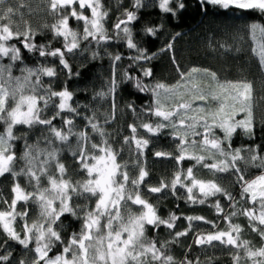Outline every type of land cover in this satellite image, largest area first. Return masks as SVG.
I'll return each instance as SVG.
<instances>
[{
    "label": "snow or ice",
    "instance_id": "1",
    "mask_svg": "<svg viewBox=\"0 0 264 264\" xmlns=\"http://www.w3.org/2000/svg\"><path fill=\"white\" fill-rule=\"evenodd\" d=\"M47 2L48 12L55 22L35 30L29 24L22 31L19 25L14 27L12 21L18 9L0 6V124L3 125L0 177H11L7 195L0 191V204L4 205L0 208V236L5 238L0 247L7 249L11 243L21 246L33 256L31 264H201L199 258L191 260L185 256L178 261L169 254L170 245L195 231L192 241L195 246L215 248L220 245L233 249L232 264H264V172L251 180L245 176L248 167L264 169V156L257 148L232 146L238 131L248 137L255 136L252 83L246 80L220 82L216 72L195 67L187 73L180 72V81L171 86L146 83L145 80L153 76V69L143 64L155 59L158 53H149L147 48L140 47L129 26L138 20L137 13L144 7V0H134L132 7L136 11L125 9L120 13L111 32L105 26L109 11L102 0ZM195 4L204 13L212 7L219 12L231 11L236 16L255 14L258 19L246 22L242 31L250 38L251 52L264 70V0H195ZM154 6L163 14L179 17L188 4L186 0H155ZM88 12L90 15L86 14ZM73 19L78 24L83 23L82 33L71 27ZM162 27L146 26L144 35L155 37ZM46 31L51 33L52 39L37 43V38ZM180 35L175 33L159 52L172 51L173 41ZM61 38V47H54V42ZM113 41L123 42L127 49L135 51V55L127 57L131 63L122 73L118 69L125 57L119 52L107 51L109 42ZM84 43L88 47H82ZM219 47L227 50L229 46L225 42ZM101 49L110 60V74L106 89L95 93L93 99L111 97L112 113L104 115L103 123L95 111L84 115V129L77 131L75 118L81 116V109L87 111L89 105L77 102L73 106L75 93L69 90V81L81 73L73 72L68 57L90 51L91 60L102 59ZM25 53L36 59L35 65L26 62ZM49 57L53 58L51 64L46 63ZM172 60L176 64L174 56ZM17 66L20 74L14 75ZM134 71L136 75L132 74ZM201 72L211 78L212 83L207 87H201L197 81ZM62 74L66 79L57 90ZM44 78H49V83L45 84ZM129 85L136 93L151 96L139 112L134 102L127 105L136 122L127 125L131 134L123 137V145L128 146L130 155L134 156L132 166L139 169L134 177L128 171L129 162H118L120 152L109 142L110 134L104 127L115 119L118 90ZM210 100L219 101L215 110L205 106ZM49 110L52 115L45 118ZM241 113L244 118L238 119ZM57 119L62 121L61 127L55 125ZM18 126L26 131L16 134ZM37 127L46 132L42 131L36 141L30 143V134ZM165 133L175 143L177 154L155 151L153 155L174 159L178 167L170 181L161 179L158 186L148 187V193L170 191L173 197L184 199L187 204H208L218 220L225 222V229H219L217 222L204 216L189 215L183 217L188 222L187 227L175 231L181 217L169 213L167 218H162L157 206L144 198L142 188L149 172L141 164V158L145 157V150L153 140ZM95 136L100 138L99 143L94 142ZM72 137L76 140L74 147L69 146ZM21 141L22 150L18 155L17 144ZM66 146H69L74 166L78 165V171L86 174V178L76 181L66 178L68 170L61 162ZM185 160L195 163L185 170L182 167ZM198 166L213 177L218 173L234 174L235 184L240 187L239 199L216 179L198 177ZM178 188L186 195H178ZM218 196L220 199H215V203H208L210 198ZM78 199L88 203L77 204ZM222 200L228 203L227 212ZM245 204L247 206H243ZM20 205L23 211L17 210ZM32 205L38 209V215L30 220ZM133 206H138L139 210L133 211ZM238 216L247 219L250 231L260 237V246L242 238L244 228L232 222ZM194 222H203L213 230L196 231ZM73 223H79V230L65 238L66 230ZM161 226L171 230L169 240L158 242L147 237L149 227ZM58 248L61 250L56 251ZM53 252L55 255H51ZM12 255L11 251L0 254V264L9 262ZM212 261L209 257L204 264H212ZM18 264L29 262L25 258Z\"/></svg>",
    "mask_w": 264,
    "mask_h": 264
},
{
    "label": "trees",
    "instance_id": "2",
    "mask_svg": "<svg viewBox=\"0 0 264 264\" xmlns=\"http://www.w3.org/2000/svg\"><path fill=\"white\" fill-rule=\"evenodd\" d=\"M134 0H102L105 9L109 11V17L105 22L106 28L111 32L112 25L116 22L117 16L120 15L125 9L136 11L132 5ZM188 7L183 11L179 17H172L170 15L163 14L157 6H154L155 0H144V7H142L137 15L138 20L131 22L129 25L134 34V40L142 48H147L149 53L157 52L155 59L149 63L143 64L144 67H151L153 69V76L145 80L146 83H164L166 85H174L177 81H180V72L187 73L192 68L208 69L210 72H216L217 79L220 82L228 80H246L253 85V117L255 121V136L248 137L242 132L234 135L232 140L233 148L236 147H253L257 148L260 155L264 156V70L259 66V59L251 52L252 43L249 37L242 31L244 24L248 21L258 19L253 13H245L240 16H236L233 12H219L217 9L209 7L207 13L198 10L195 4V0H186ZM118 4L120 5L118 7ZM0 6L8 7L13 6L18 11L13 17V25L20 26L22 31L26 24L31 25L35 30L41 28L44 24H52L55 22V18L48 12L47 0H0ZM151 7L150 11H147V7ZM90 15V12L86 13ZM199 14L197 17L196 15ZM182 15L184 17H182ZM193 16L195 19L192 21L186 20L185 16ZM187 22V23H186ZM163 25L162 29L157 33L155 37L145 36L143 29L146 26H160ZM71 27L82 33L83 23L79 24L73 19L71 21ZM181 33L180 36L176 37L173 41L174 49L172 51L160 53L159 49L164 47L175 33ZM52 35L50 32H45L41 37L37 38V43H44L47 40H51ZM227 42L228 49L220 48L219 45ZM62 38L60 41L54 42V47H61ZM82 47H88L87 43L82 44ZM95 47L94 45L92 46ZM102 59L91 60L90 51L85 52L82 55L77 53L75 57L69 56V62L72 65L73 72L79 71L81 74L79 77H73L69 81V90L75 93L73 106L78 102L80 104L89 105V109L85 111L81 109V116L75 118L76 130H83L86 123L82 119L84 115H92L95 111L98 119L103 123L104 115L109 116L112 113V99L111 97L100 99H93L96 91H92L93 81L99 78L103 72L110 69V60L104 55V50L101 49ZM107 51L116 54L121 53L125 59L120 61V68L118 71L121 73L131 63L127 57L135 55L134 50H129L126 44L109 42ZM175 57L176 64L173 63L172 57ZM26 62L33 66L36 64V59L30 54L25 53ZM53 58L49 57L46 63L51 64ZM7 63V61H5ZM58 63V61H57ZM179 65V71L177 70ZM14 75H19V66L14 70ZM136 75L137 72H133ZM197 81L201 87H207L212 83L211 78L205 75L203 72L197 75ZM66 79L65 75L59 76V82L56 84L57 90L62 86L63 81ZM45 84L49 83V78H44ZM108 100V101H107ZM151 100L149 93H136L130 85L122 87L118 90L115 97L116 114L115 119H112L109 124L104 125L105 130L110 134L109 142L112 143L113 148L120 152L118 156L119 163L129 162L128 171L131 176H136L139 169L132 166L131 160L134 156L130 155L128 146L123 145V137L130 135V130L127 125L136 122V117L132 115L131 110L127 108V105L134 102L136 109L139 112L142 106H145ZM213 110L219 106V101H209L206 105ZM52 115V110H49L45 114V118ZM147 120L148 117H142ZM238 119H243L244 114L241 113L237 116ZM155 119V118H151ZM57 127H61L62 121L57 119L55 121ZM3 130V125L0 124V131ZM26 131L23 126H18L16 134H21ZM46 132V129L39 127L32 130L30 134V143L36 141L37 137L40 136L41 132ZM91 134V130L88 129ZM143 134V132H141ZM218 135H221L217 132ZM100 138L94 137V142L99 143ZM178 142V141H177ZM76 144L75 137L70 139V147H74ZM23 141L17 144V154H20L22 150ZM43 146V145H42ZM61 156V162L67 167V177L73 181L81 180L86 178V174L78 171V165L74 166V161L71 156L68 147ZM258 146V147H257ZM123 151L121 152V148ZM134 147V145H133ZM155 151H165L176 153L175 143L165 133L164 136L154 139L148 149L145 150V157L141 158V164L145 166L149 172V176L146 178V182L142 188V194L145 199L149 200L150 203L156 205L158 208V215L162 218H167L169 213H175L181 217L176 222L175 231H181L187 227V221L183 219L184 216L189 215H201L206 217L208 220H212L218 223L219 229H225V222L218 220L217 214L213 208H210L208 204L205 205H190L185 203L184 199L177 200L170 194V191H165L160 194H149L147 189L149 186H158L161 179L170 181L172 174L177 170V165L174 159L156 158L153 153ZM195 161L185 160L182 163V167L186 170L192 166ZM19 166V165H18ZM243 167V165H241ZM264 172V169L256 167H248L245 172L246 179H253L257 175ZM196 175L203 179H216L223 187L233 193V195L239 199L240 187L235 184V176L232 173H218L213 177L207 170L201 167L196 168ZM11 177L5 175L0 177V191H3L7 195L8 188L10 187ZM22 184L24 181H21ZM46 186V180L44 181ZM131 187V185H129ZM177 194L180 196L186 195V193L179 189ZM215 199L210 198V204L215 203ZM77 204L88 203L85 200H76ZM225 212L228 211L227 201H221ZM94 204V202H93ZM243 206H247L246 204ZM4 205L0 204V208ZM18 211H23V205L18 206ZM138 206H133V211H138ZM38 215V209L35 205L31 206V219H35ZM67 223V221H65ZM233 223H238L244 228L242 238L251 240L257 247L261 245L260 237L250 231L248 227L247 219L238 216L233 219ZM21 223H17V230L20 229ZM196 231H212L210 225H206L203 222H194ZM79 223H73L72 227L68 228L65 232V238L72 231L79 230ZM170 231L165 226H161L158 229L149 227L147 229V237L149 239H156L158 242H163L171 238ZM174 235V232L171 233ZM195 231L187 237H182L180 241L174 245L169 246V254L176 257V259L182 260L185 256H188L191 260L199 258L201 264L212 257V264H232V255L234 250L231 248H225L217 245L215 248H205L193 245V237ZM5 238L0 236V246L3 245ZM191 245V247H189ZM58 248L56 251H60ZM7 251H11L13 255L10 257L9 262L5 264H18L21 259H27L29 264L33 259V256L26 253L25 250L16 245L15 243L9 244L7 249L0 247V254H6ZM55 255V252L51 253ZM70 258V257H69Z\"/></svg>",
    "mask_w": 264,
    "mask_h": 264
},
{
    "label": "rangeland",
    "instance_id": "3",
    "mask_svg": "<svg viewBox=\"0 0 264 264\" xmlns=\"http://www.w3.org/2000/svg\"><path fill=\"white\" fill-rule=\"evenodd\" d=\"M152 8L151 7H147V11H150ZM199 14H197L196 15V17L198 16ZM182 17H184L183 15H182ZM186 17V20H188V21H193L195 18L193 17V16H191V15H189V16H185ZM198 18V17H197ZM187 23V22H186ZM109 74H110V69H108V71H105V72H103L101 75H99V78L96 80H94L93 81V83H92V86H91V88H92V91H96V92H99V91H101V90H104V89H106V80L108 79V77H109ZM108 101V100H107ZM12 105L10 104L9 105V107H11Z\"/></svg>",
    "mask_w": 264,
    "mask_h": 264
}]
</instances>
